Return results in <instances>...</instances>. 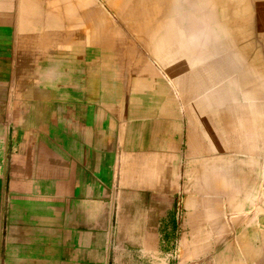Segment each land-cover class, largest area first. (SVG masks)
<instances>
[{
	"label": "crops",
	"instance_id": "1",
	"mask_svg": "<svg viewBox=\"0 0 264 264\" xmlns=\"http://www.w3.org/2000/svg\"><path fill=\"white\" fill-rule=\"evenodd\" d=\"M55 2L0 0V264H264V215L251 246L221 200L192 197L180 93L99 7ZM242 79L202 128L228 153L261 135L264 83ZM238 160L210 190L255 186Z\"/></svg>",
	"mask_w": 264,
	"mask_h": 264
},
{
	"label": "rangeland",
	"instance_id": "2",
	"mask_svg": "<svg viewBox=\"0 0 264 264\" xmlns=\"http://www.w3.org/2000/svg\"><path fill=\"white\" fill-rule=\"evenodd\" d=\"M91 1L116 26L118 25L116 32L118 43L139 52L142 61L151 68L159 70L170 85L174 86L176 92L180 93L186 122L188 121L189 129L192 130V174L194 175L192 197L194 198L196 193H202L208 194L209 199L221 200L222 213L228 216L230 226L234 221H237L238 225H245L248 233L245 238H248L246 240L252 246L254 239L251 227L254 224V216L264 215V117L260 138H240L238 142L241 145L238 146L237 138H231L232 141L229 139V142L234 143L239 149L234 153L226 151V138L206 137L202 128L206 125L204 120H211L213 111H217L216 104L220 107L226 101L228 91L226 87L229 83L235 88L240 87L239 82L241 84L243 80L242 73L244 79H250V85L257 78L264 83V0L232 2L227 19L223 18L219 7L210 5L212 0H172L173 7L166 16L164 24L155 33L146 34L138 31L141 40H137L134 33H129L128 25H124L128 24L127 21L116 18L103 0ZM78 2L81 3L82 0ZM124 2L128 4L132 0ZM184 3L192 12L191 28L184 24V16H181ZM194 7H197V12ZM233 18L238 19L241 26H234ZM131 22L141 24L140 20ZM228 22L232 24L227 25ZM140 41H145L146 44ZM187 46L192 48V54L188 52ZM207 51L210 52L209 57L203 55V52ZM199 55H202L203 60ZM261 88L264 89V84ZM232 101L239 103L236 100ZM260 102L264 105L263 97ZM232 114L238 116L235 111ZM262 114L264 116V111ZM244 130L250 135L257 132L252 125H245ZM231 155L249 164L245 167V181H249V178L250 181L253 179L255 186L241 189L230 187V191L210 190L212 189L211 173L223 175L222 164ZM239 160L238 163H241ZM212 163L214 167L210 166ZM186 178L184 181L188 182ZM246 250L250 251L251 247Z\"/></svg>",
	"mask_w": 264,
	"mask_h": 264
},
{
	"label": "bare ground",
	"instance_id": "3",
	"mask_svg": "<svg viewBox=\"0 0 264 264\" xmlns=\"http://www.w3.org/2000/svg\"><path fill=\"white\" fill-rule=\"evenodd\" d=\"M50 1V0H49ZM52 3L54 2V0H51ZM104 4H106V6H108V8L110 9V11H112L116 16V18L118 17V19L120 21H127L128 24H124V25H128V31L129 33L131 32L132 34L134 33L137 37V40H141L140 35L138 33V31L141 32H145L146 34H150L152 32L155 33V31H158L159 28L164 24L166 16L170 14L171 9L173 7V1L172 0H132V2L130 3H125V0H103ZM232 0H212L211 4L213 7H219L221 14L223 16L224 19H227L229 17V8L231 7V2ZM235 1V0H234ZM64 2L66 4H68V7H72L71 5H73L74 7H78L81 11H84V13L86 15L90 16V21L91 22H97L96 18V14H98V8L95 7L93 5V2L91 0H82L81 3L78 2V0H64ZM56 3V2H55ZM49 5V4H47ZM52 5V4H51ZM50 5V6H51ZM56 5V4H55ZM199 6V5H198ZM66 7V6H65ZM201 7V6H200ZM97 8V9H96ZM190 7H187V5L184 3L183 5V11L181 16H184V24H186V26L190 27L192 26V12L189 11ZM195 8V7H194ZM197 8V7H196ZM195 11L197 12L198 10ZM201 9V8H199ZM236 9V8H235ZM234 9V10H235ZM72 10V9H70ZM214 10V9H213ZM238 10V8H237ZM236 10V11H237ZM73 11V10H72ZM200 11V10H199ZM95 12V13H94ZM195 12V13H196ZM71 14L75 13V11L70 12ZM218 13V12H217ZM74 15V14H73ZM232 15V14H231ZM196 16V15H195ZM170 17V16H169ZM198 17V16H196ZM64 18V17H63ZM211 18V17H210ZM118 20V21H119ZM137 21L140 20L141 24L137 25L132 23L131 21ZM168 21V20H167ZM166 21V22H167ZM172 21V20H171ZM198 22V21H196ZM227 23V22H226ZM233 25L234 26H238L240 25V21L238 19L233 18ZM229 23V24H232ZM107 24V33H113L116 32V29L112 27V25L110 23H108V21L106 22ZM214 24V23H213ZM198 25V24H197ZM118 26V25H117ZM232 26V25H231ZM241 26V25H240ZM173 27V26H172ZM187 27V28H188ZM195 27V25H194ZM194 27H192L194 29ZM197 27V26H196ZM185 28V27H184ZM191 28V27H190ZM208 28V27H207ZM213 28V26H212ZM218 28V27H217ZM231 28V27H230ZM236 29V27H234ZM209 29V28H208ZM214 29V28H213ZM216 29V28H215ZM232 29V28H231ZM189 30V29H188ZM103 31V30H102ZM135 31V32H134ZM137 31V32H136ZM234 31V30H233ZM209 33V31H208ZM235 33V31H234ZM239 33V31H238ZM199 34V33H198ZM211 34V33H210ZM153 36V35H152ZM161 36V35H159ZM151 38V37H150ZM196 38V37H194ZM119 39V38H118ZM155 39V38H154ZM228 40V39H227ZM122 41V40H121ZM146 41V40H145ZM145 41H140L141 43H145ZM163 41V40H162ZM148 43V42H147ZM201 43V42H200ZM146 44V43H145ZM184 44V43H183ZM186 44V43H185ZM132 45V44H131ZM145 46V45H144ZM237 47V46H236ZM146 48V46H145ZM182 48V46H181ZM185 48V46H184ZM191 48V47H190ZM187 46V50H189L188 52L190 54H192V48L190 49ZM214 48V46H213ZM147 50V48H146ZM243 50V49H242ZM196 52V51H195ZM209 53L210 52H203L204 56H208L209 57ZM242 53V52H241ZM216 54V53H215ZM136 55V53H135ZM202 58V55H199ZM206 59V58H205ZM236 59V58H234ZM192 63V60H190ZM189 61V62H190ZM210 61V60H209ZM222 61V60H221ZM142 62V61H141ZM205 62V61H204ZM252 63V62H251ZM254 63V62H253ZM211 64V63H210ZM141 66V64H139ZM215 65V64H214ZM222 65V64H221ZM213 66V65H212ZM205 68H207V66L205 65ZM220 70V69H219ZM222 70V69H221ZM229 70V69H228ZM236 72V71H235ZM225 73V72H224ZM228 73V72H227ZM234 73V72H233ZM236 75V74H235ZM248 87V86H247ZM251 90V88L249 89ZM250 94L252 93V91H249ZM252 96V95H251ZM247 101V100H246ZM14 103V102H13ZM261 109V108H260ZM226 126V125H225ZM116 133V132H115ZM119 145V144H118Z\"/></svg>",
	"mask_w": 264,
	"mask_h": 264
}]
</instances>
